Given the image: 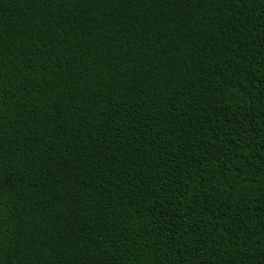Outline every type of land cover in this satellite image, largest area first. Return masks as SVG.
<instances>
[{
  "label": "trees",
  "instance_id": "obj_1",
  "mask_svg": "<svg viewBox=\"0 0 264 264\" xmlns=\"http://www.w3.org/2000/svg\"><path fill=\"white\" fill-rule=\"evenodd\" d=\"M0 264H264V0H0Z\"/></svg>",
  "mask_w": 264,
  "mask_h": 264
}]
</instances>
